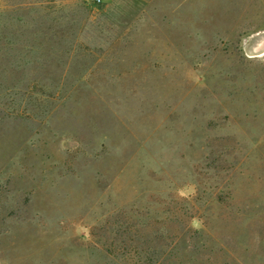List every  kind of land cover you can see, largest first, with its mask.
Here are the masks:
<instances>
[{
  "label": "rangeland",
  "instance_id": "obj_1",
  "mask_svg": "<svg viewBox=\"0 0 264 264\" xmlns=\"http://www.w3.org/2000/svg\"><path fill=\"white\" fill-rule=\"evenodd\" d=\"M172 1L0 0V264H264V0Z\"/></svg>",
  "mask_w": 264,
  "mask_h": 264
},
{
  "label": "crops",
  "instance_id": "obj_2",
  "mask_svg": "<svg viewBox=\"0 0 264 264\" xmlns=\"http://www.w3.org/2000/svg\"><path fill=\"white\" fill-rule=\"evenodd\" d=\"M166 1V5H167V9L168 10H171V9H174V10H176V9H178V7H181V3L182 2H173L172 0L170 1V0H165ZM174 3H176V4H174ZM213 7H215L214 5H213ZM182 15V14H181ZM183 15H185V13L183 14Z\"/></svg>",
  "mask_w": 264,
  "mask_h": 264
},
{
  "label": "built area",
  "instance_id": "obj_3",
  "mask_svg": "<svg viewBox=\"0 0 264 264\" xmlns=\"http://www.w3.org/2000/svg\"><path fill=\"white\" fill-rule=\"evenodd\" d=\"M96 1L100 3L102 0H96Z\"/></svg>",
  "mask_w": 264,
  "mask_h": 264
}]
</instances>
